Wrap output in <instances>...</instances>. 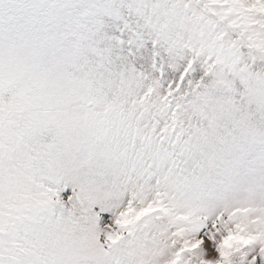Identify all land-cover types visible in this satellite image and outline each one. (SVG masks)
Masks as SVG:
<instances>
[{"label": "snow or ice", "instance_id": "1", "mask_svg": "<svg viewBox=\"0 0 264 264\" xmlns=\"http://www.w3.org/2000/svg\"><path fill=\"white\" fill-rule=\"evenodd\" d=\"M0 264H264V0H0Z\"/></svg>", "mask_w": 264, "mask_h": 264}]
</instances>
